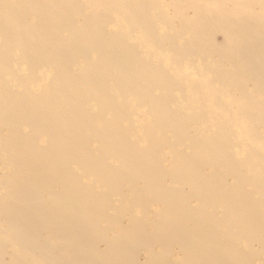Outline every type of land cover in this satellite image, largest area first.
Listing matches in <instances>:
<instances>
[{
	"label": "rangeland",
	"instance_id": "rangeland-1",
	"mask_svg": "<svg viewBox=\"0 0 264 264\" xmlns=\"http://www.w3.org/2000/svg\"><path fill=\"white\" fill-rule=\"evenodd\" d=\"M55 1L59 5L67 3L71 7L69 12L76 14L68 24L77 22L84 27L91 23L94 33L110 34L120 50L132 45L120 57L105 48H96L80 57L81 64L88 66L81 68L83 72L102 71L101 68L124 63L120 66L136 74L135 83L126 82L123 86L125 101L122 95L110 99L108 93L97 91L89 81L79 86V77L75 76L57 85L66 96L77 98L74 108L86 112L87 122L81 130L67 124L65 113L60 110L49 116L42 128L38 127L24 115L25 103L13 95L22 93L25 85L15 82L18 77L14 76L25 72L26 66L19 56L21 41L31 31L41 38L48 37L59 21L41 8ZM150 1L0 0V45H8L7 51L0 52V87L8 79V125L2 119L0 148L27 134L33 136L34 149L40 151L36 153L27 147L0 159V199H5L8 188V212H14L20 226L23 214L17 212L19 207L25 204L42 210L39 219L33 221L36 230L55 257L71 256L70 264H264V139H255L254 133L248 137L253 124L244 121L243 113L223 111L242 109L238 100L244 90L239 88L235 92L220 86L213 72L205 71L208 63L194 52L189 54V48L184 46L197 43L213 57L212 67L224 70L227 59L217 55L226 41L225 30L200 19L195 9L179 7L186 0H153V4ZM242 1L229 3L234 7ZM140 6L147 8L146 13L155 10L160 18L169 19L172 29L182 30L183 40L168 38L167 32L173 30L163 29L165 26H160L154 37L147 36L150 32L140 28L148 26V20L138 26L128 18L129 10ZM37 11L45 15L40 18ZM182 22L192 25L184 26ZM68 29L66 26L63 31ZM47 42L43 45L45 58L53 60L58 50ZM85 42L95 43L91 39ZM39 69L42 71H37L36 78L26 82L32 90V100L26 107L37 108L46 116L53 101L45 95L46 88L58 78V72L51 63ZM166 74L172 76L174 87L165 93L160 86L167 82ZM155 75L160 78L157 82L152 80ZM133 89L139 94L131 92ZM152 92L160 99H174L177 106L214 110L206 111L203 123L198 122L197 127L208 123L213 131L222 130L214 139L222 146V152H216L219 147L202 143L198 136L169 125L165 114L155 115L158 102L150 95ZM66 96L61 100H66ZM251 101L254 100L246 103L247 108L257 105ZM178 116L183 118L187 114ZM6 133L8 138L4 139ZM102 133L109 136L103 137ZM72 136L74 140L68 143L67 137ZM134 148L137 153H131ZM225 155L229 162L239 164V173H247L250 165L256 172L257 177L244 186L245 191L239 188L233 176L236 168L231 164L224 170L223 178L217 174L213 159ZM5 180L8 185L4 186ZM21 184L34 193L22 192ZM225 185L233 187V204L240 200V195L247 199V205L261 211L262 217L256 212L252 214L258 221L253 231L243 217L225 214L229 204ZM214 186L216 191L211 188ZM13 216L8 214V225ZM187 217L190 219L180 225ZM203 219L206 227L201 225ZM212 219H216L215 223L208 225ZM89 222L94 224L93 229L87 227ZM7 241L8 257L23 264H37L20 247L21 240L12 228L8 229V239L0 232V245ZM78 241L84 245L82 261L81 255L73 257L70 253ZM209 253L216 258L225 254L228 259L216 261L211 256L207 260Z\"/></svg>",
	"mask_w": 264,
	"mask_h": 264
},
{
	"label": "bare ground",
	"instance_id": "bare-ground-1",
	"mask_svg": "<svg viewBox=\"0 0 264 264\" xmlns=\"http://www.w3.org/2000/svg\"><path fill=\"white\" fill-rule=\"evenodd\" d=\"M150 2L153 4V0ZM179 7L193 8V10L195 9V11H197L199 14L200 19H204L207 22L215 24V26L224 28L226 41L219 49L220 52L217 55L218 57L227 59V67L224 70L217 67H212L214 65V62L212 61L213 57L205 54L206 52H204L197 45V43H185L184 46L189 48L187 51L189 54L190 52H194L199 57L203 58L206 63H208L207 69L205 71L208 73L212 71V76H216L215 78L220 82V86L233 88L235 92H237V89L239 88L244 90L243 97L238 100L242 104L243 108H231L232 110L227 109L223 111L233 112V114L240 115L243 113L245 115L244 121L253 124V127L248 130V137L252 136L254 133L256 135L255 139H264V0H243L242 3H236L234 7L229 3V0H186V2H183V4ZM69 9H71V7L67 3L59 5V2L57 1L42 6L41 10H47V15L52 18H56V21H59L58 24L50 30L51 33L47 35L48 37L41 38L39 37L38 33L34 31L29 32L27 38H24V41H21L22 43L19 46V56L22 57L20 61H22V64H24L26 67L23 74L18 76V74L14 73V76L18 77L15 78V82L25 85L23 86L22 93H14L13 95L15 96L16 94L19 96L20 100L24 102L26 106L30 103L29 101L32 100V90L29 89L30 86L26 82L36 78L38 73L37 71H42L39 68L41 66H45V63H51L55 66L56 72H58V78L48 85L45 92V95L50 96V98L53 100L49 115L47 114L46 116H43V114L40 112L41 110L37 108L28 109L26 106V109L23 112L24 115L28 117L29 121L31 120V122H35L40 128L43 127V124L48 120L49 116H52L54 112L58 113L59 110L65 113L64 118L66 119L67 124H70L71 126L75 125L79 127L80 130L87 122V118L85 116L86 112L83 109L74 108V103L77 98H70L66 96L64 90L57 87L58 84L67 82L74 76L79 77L77 82L78 85L89 81L97 91L108 93V97L110 99H117L120 95H122L124 101L127 98V94L124 90H122L123 86L126 85V82L135 83L138 80V76L136 74H132L127 70V68L120 66V64L124 63L116 64L109 68H101L102 71H91L87 69L83 72L81 70V68L84 66L80 62L81 54L94 51L96 48H105L106 50L111 51L114 56L117 55V57H120L123 55L124 51L126 50L125 52H127L132 47V45L126 46L123 50H120V46L118 45L119 43L113 40L110 34L106 32L94 33L90 28L91 23L84 27L82 24L77 22L68 24L70 19H75L74 17L76 15L74 12L70 13ZM146 9L147 8H145V10ZM145 10L141 8V6L137 8H131L128 12V18L133 24L138 26H140V23L143 20H148V26H143L140 28L142 31H148L152 35L151 36L148 34L147 36L150 38L154 37V33L159 31V27L165 26L162 28L173 30L167 32L169 36L168 38L172 37L178 38V40H183L184 37L181 36L182 30L178 28L175 30L172 29L170 22L167 21L169 19L163 17L160 18L157 12H154L155 10L151 12L150 9V11L147 13ZM37 15L41 16L40 18H42L45 15V12L37 11ZM100 15L104 16L102 13ZM61 17H63V19H59ZM157 20H161V22L157 24ZM182 23L184 26L188 25L187 23ZM189 25H192V23ZM189 25L188 27H190ZM66 26H68L69 29L64 32L63 28ZM86 39H91L92 41L94 40L95 43L92 45L86 44ZM47 41L52 44V49L58 50L57 55L53 60H48L45 58L46 51L43 45L44 43H48ZM175 47L178 48L177 46ZM7 50L8 45H0V52ZM207 57L209 58L206 60L205 58ZM6 74H8V71ZM166 76L168 79L167 82L160 86L161 90L165 93L174 87V85H172V76L167 74ZM152 80L157 82L160 80V78L159 76L155 75ZM122 83L123 85L121 87ZM137 91L133 89L131 92H134V94H139ZM142 94H144V92ZM150 95H152V98L155 100V102H158L156 104V106H158L157 110L153 112L155 115L165 114L166 120L170 123L169 125H174L176 128L184 130V132L187 134L191 133L194 136H198L202 143H210L212 146L219 147L216 152H222V146L217 145V143L214 141V139H217L216 134L218 133L219 135L222 130L219 132L213 131L212 126L208 125V123L206 125H200V128L197 127L198 122L203 123L201 119L202 116L206 114V111L214 110H208L201 107L186 108L183 106H177L174 99H160L158 98L157 93L153 92L150 93ZM62 96H66V100H61ZM252 97L255 98L251 99ZM250 100H254L257 105L255 107L247 108L248 106L246 103ZM7 101L8 79L7 84H5L3 87H0V126H2V119L6 121L5 119L8 117ZM102 103H104V100ZM112 104L115 106L114 102H112ZM65 107L67 109L63 110ZM179 113L187 114V116L179 118ZM6 125H8V121H6ZM235 126L236 125H234L233 128ZM61 133L64 134V131H61ZM80 133L85 137L82 132ZM30 136L25 134L24 136H20L17 141L11 143L10 146H8V143L2 145L0 148V159L7 158L8 153H18L27 147L31 148L36 153H40V151L34 149L35 144L32 140L33 136ZM102 136L106 137L109 136V134L102 133ZM241 136L243 137L244 134ZM5 138H8V133L5 134L4 139ZM67 140L68 143H71L74 138L73 136L67 137ZM117 140L118 137H116V141ZM129 152H131L130 149ZM137 152L138 149L134 148L131 153ZM146 154L147 161L149 159V152L146 151ZM218 157L219 158L213 159V161H215V163L213 162L214 167L217 166V174H221L223 178L224 170L230 167L231 164V167L236 168L233 176L235 180H238V184H240L239 188L242 187V191H245L244 186L247 185V183L251 184L257 177L256 172L252 170L251 165L249 166L247 173H239L237 171L239 164L229 162L226 158V155ZM5 184L8 185V181L5 180L4 186ZM225 186L227 187L226 190H228V192H226V201L229 202V204L226 206L225 214L234 213L237 219L238 216L243 217L244 221L248 222L247 226L253 231L254 228L257 227L256 222L258 221L252 214L256 212L262 217L263 215L261 211L254 209L252 205H247V202L245 201L247 199L245 197L242 198L237 193H235V196L238 195L240 200L233 204L234 201L231 202L230 197L233 187L227 185ZM19 187L22 189V192L24 191L27 194L34 193L33 191H29L28 187L23 184H21ZM211 188L214 191L218 189L217 186ZM5 192V199H0V232L8 239V229L12 228V231L15 233V235L19 236L21 240L19 243L20 247L26 249L31 254V256L34 257L37 264H70L72 260L71 256L70 259H66L69 256L67 254L62 255L64 259L55 257L54 252L48 249V243L43 242L39 232L36 230V226L33 224V221L34 218H38L40 216L42 210L25 204L19 207L17 212L23 214L21 219L24 223V225H22V223L20 226V220L15 217L14 212H8V188L5 189ZM167 193L168 191L166 190V194ZM1 200L6 201L3 203ZM215 203H217V201H215L214 204ZM8 214L10 216L14 215L12 223L9 225ZM25 215L26 217H24ZM189 219L190 218L187 217L184 221H180L179 224L182 225ZM215 221L216 219H212L208 225L214 224ZM68 224L73 225L71 223ZM201 225L204 227L207 226V223L204 219L201 221ZM87 227L93 229L94 224L89 222L87 223ZM76 243V246L74 249L70 250V253L73 257H80L81 255L79 260L82 261V246L84 245L79 241ZM89 251L92 252V249H89ZM118 252L120 253V251ZM115 255L116 253L113 256ZM211 256H214L216 261L228 259V256L225 254H223L221 257L220 255H216V258L214 253H209L206 256V259L209 260V257ZM120 257L121 256H119L117 260ZM83 262L87 261L84 260ZM0 264H23L21 261H19V259L13 260L12 256L8 257V241L4 245H0Z\"/></svg>",
	"mask_w": 264,
	"mask_h": 264
}]
</instances>
